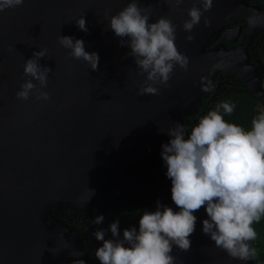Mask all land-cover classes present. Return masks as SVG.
Here are the masks:
<instances>
[{
  "label": "water",
  "instance_id": "obj_1",
  "mask_svg": "<svg viewBox=\"0 0 264 264\" xmlns=\"http://www.w3.org/2000/svg\"><path fill=\"white\" fill-rule=\"evenodd\" d=\"M128 2L25 0L0 12V264L84 260L79 238L57 218L63 207L145 200L178 211L161 145L170 140L168 128L187 126L184 116L201 102L203 89H210L218 74L241 80L264 103L260 79L241 48L206 50L241 17L253 26L255 13L243 0H213L190 33L182 24L193 0H184L179 8L165 0H138L139 7L150 8L149 23L160 17L172 21L175 45L189 60L187 71L174 68L167 86L160 85L155 96L137 95L145 76L137 74L127 55L130 49L108 27V19ZM81 16L87 32L76 26ZM188 35L194 37L190 42ZM59 36L80 39L86 52L97 53V69L72 59L70 50L58 43ZM42 49L48 51L38 63L51 71L41 91L50 100L30 95L20 101L16 92L31 79L23 76L24 63ZM193 214L197 221L191 247L185 252L173 246L175 264H255L253 256L241 262L215 247L202 232L201 222L208 218L204 208ZM124 224L138 229V221ZM79 252L83 255H72Z\"/></svg>",
  "mask_w": 264,
  "mask_h": 264
},
{
  "label": "clouds",
  "instance_id": "obj_2",
  "mask_svg": "<svg viewBox=\"0 0 264 264\" xmlns=\"http://www.w3.org/2000/svg\"><path fill=\"white\" fill-rule=\"evenodd\" d=\"M24 2L0 0V12ZM165 3L179 8L184 0H165ZM212 4L213 0H193L182 30L190 33ZM149 20L150 8L139 7L138 0H129L125 8L108 19V27L120 38V45L130 49L127 55L139 69L137 74L145 76L138 96L158 95L159 86H167L174 68L187 71L189 64L175 45L176 26L172 21L166 17L154 23ZM75 22L79 30L88 31L83 16ZM204 24L208 27L210 21L205 19ZM185 39L190 42L194 37L188 35ZM58 43L70 50L72 59L85 62L92 71L97 69L98 54L86 52L82 40L59 36ZM47 51L33 52L32 58L25 61L23 76L31 79L20 85L16 99L27 101L31 95L37 101L50 100L49 93L41 89L47 87L51 70L38 63ZM234 109V104L224 101L203 115L190 131L180 123L168 128L170 140L161 145L160 155L171 181V200L178 211L157 201L155 210L140 211L138 229L127 228L121 235L116 220L107 229L112 238L105 239L103 228L94 231L92 235L102 242L94 254L99 264H175L170 254L173 246L185 252L190 249L189 237L197 221L193 213L201 208L208 217L201 222L202 232L215 247L241 262L254 255L249 242L257 238L254 224L264 218V113L251 121L250 130H245L226 121L221 114L223 110L231 115ZM103 222L102 215L91 221L95 225ZM73 264L85 262L76 259Z\"/></svg>",
  "mask_w": 264,
  "mask_h": 264
},
{
  "label": "trees",
  "instance_id": "obj_3",
  "mask_svg": "<svg viewBox=\"0 0 264 264\" xmlns=\"http://www.w3.org/2000/svg\"><path fill=\"white\" fill-rule=\"evenodd\" d=\"M220 76V81H227V83L224 84L226 88L217 91L210 90V95H214V98L210 100L211 102L207 99L208 97L203 98L201 104L197 105L195 112L191 111L184 116L189 131L203 115L207 114L210 110H215L217 105L224 101L235 105V109L231 115L224 114L223 110H221L224 119L230 123H235L243 127L245 130H250L251 121L257 115L263 113L253 105V102L256 99L249 90L240 86L238 88L229 89V83H238L239 81H237V79H234L232 76L230 78L229 75L224 73H220ZM155 208L156 204H150L144 200H140L137 205L122 200H112L111 205L100 206L98 208H92L86 205L82 208L70 210L67 207H63L57 212V218L64 226H67L72 230L74 236L79 238L85 248L86 246L90 247L92 253L93 250L97 249L94 247L102 245V242L97 241L92 235L94 231L103 228L106 230L107 235L110 233L107 229L113 221L119 220V224H124L128 221H139L141 210L152 211L155 210ZM100 215L104 216V222L100 225L92 224L91 221ZM254 228L257 232V238L254 241L249 242L250 247L254 251L253 259L255 264H264V218H262L260 222L254 224Z\"/></svg>",
  "mask_w": 264,
  "mask_h": 264
},
{
  "label": "flooded vegetation",
  "instance_id": "obj_4",
  "mask_svg": "<svg viewBox=\"0 0 264 264\" xmlns=\"http://www.w3.org/2000/svg\"><path fill=\"white\" fill-rule=\"evenodd\" d=\"M243 2L245 3L247 7L252 8L255 13L256 18H255V23L253 24V26L249 25V22L247 20L248 18L241 17L235 22H232L231 24L227 25L221 31L220 35L217 37L215 41L210 42L206 45V50H210L215 46H217V48H223L225 50H236V49L241 48V50H243L246 53L248 63L254 68L257 75H259V78H260V75L262 74L261 75L262 79H260V82L264 89V0H243ZM229 77L231 78V76ZM220 79H221V76L220 74H218L214 78L213 86L209 89V91H206L202 99L208 97L207 99H209L210 101L212 100V98H214L213 94L210 95V90H216L220 88V85L225 83V81H220ZM237 81L239 82L237 84L235 83V85L244 87L245 89L248 90L244 82H242L239 79H237ZM224 88H226V86L222 87V89ZM255 99L259 103H262V105H264L262 100H260L257 97H255ZM200 104L201 102L198 105ZM196 108L197 106L191 111L195 112ZM122 227H123V223L119 224L120 232H122L124 229ZM105 237H106L105 239L112 238L111 233H108ZM80 247H81L82 252L84 253L83 261L85 262V264H99V261L95 258V255H94L95 250H93V252L91 253L90 251L91 248L88 246H86L85 248L81 242H80ZM94 248H98V246ZM91 255L92 257L95 258V260L94 258L91 257Z\"/></svg>",
  "mask_w": 264,
  "mask_h": 264
},
{
  "label": "rangeland",
  "instance_id": "obj_5",
  "mask_svg": "<svg viewBox=\"0 0 264 264\" xmlns=\"http://www.w3.org/2000/svg\"><path fill=\"white\" fill-rule=\"evenodd\" d=\"M262 75V74H261ZM260 75V78L259 79H262V76ZM258 77H259V75H258ZM223 83V82H222ZM227 83V81L225 80V83H223L222 85H220V88H218V89H216V91L217 90H222V87L224 86V84H226ZM237 84V83H236ZM238 88L239 86L238 85H235V83L233 82V83H230V88L229 89H233V88ZM253 105L257 108V109H259V110H261L263 113H264V105H262V103H259L257 100H254V102H253ZM145 201V200H144ZM148 203H150V204H156V203H151L150 201H147ZM138 204V203H137ZM136 204V205H137ZM134 224V223H133ZM124 225V224H123ZM134 226V225H133ZM122 228H125V226H123Z\"/></svg>",
  "mask_w": 264,
  "mask_h": 264
}]
</instances>
